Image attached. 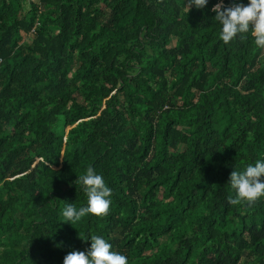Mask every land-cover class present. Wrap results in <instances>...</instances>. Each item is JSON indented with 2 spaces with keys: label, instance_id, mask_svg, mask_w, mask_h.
<instances>
[{
  "label": "trees",
  "instance_id": "obj_1",
  "mask_svg": "<svg viewBox=\"0 0 264 264\" xmlns=\"http://www.w3.org/2000/svg\"><path fill=\"white\" fill-rule=\"evenodd\" d=\"M220 2L0 0V264L92 236L128 264H264V197L229 203L264 160V49L220 39ZM88 167L111 205L72 226Z\"/></svg>",
  "mask_w": 264,
  "mask_h": 264
},
{
  "label": "clouds",
  "instance_id": "obj_2",
  "mask_svg": "<svg viewBox=\"0 0 264 264\" xmlns=\"http://www.w3.org/2000/svg\"><path fill=\"white\" fill-rule=\"evenodd\" d=\"M209 0H187L189 11L193 8L204 9ZM216 20L221 25L220 39L228 44L238 36L250 34L258 48L264 49V0H249L247 5L224 7L221 0L213 6ZM264 160L249 164L243 171H233L230 184L235 198L229 203L245 202L252 204L264 197ZM87 194V206L75 208L71 203L63 210V217L73 226L89 214L107 215L112 197V189L95 169L88 167L78 180ZM91 246L86 252L74 251L66 255L64 264H128V258L114 250L112 245L100 236L90 238Z\"/></svg>",
  "mask_w": 264,
  "mask_h": 264
}]
</instances>
